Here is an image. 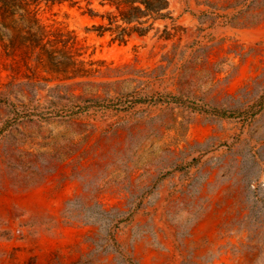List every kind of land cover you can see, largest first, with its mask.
Here are the masks:
<instances>
[{
  "label": "rangeland",
  "instance_id": "374dc122",
  "mask_svg": "<svg viewBox=\"0 0 264 264\" xmlns=\"http://www.w3.org/2000/svg\"><path fill=\"white\" fill-rule=\"evenodd\" d=\"M167 2L39 3L87 77L0 45V264H264V0Z\"/></svg>",
  "mask_w": 264,
  "mask_h": 264
},
{
  "label": "trees",
  "instance_id": "16d2710c",
  "mask_svg": "<svg viewBox=\"0 0 264 264\" xmlns=\"http://www.w3.org/2000/svg\"><path fill=\"white\" fill-rule=\"evenodd\" d=\"M62 2L71 0H0V45L7 53L21 52L34 65L48 72L58 81L87 77L92 70L79 54L71 51L61 38L45 30L36 17L35 7L41 2ZM113 11L99 15L105 25L95 26L96 30L114 34L113 39L123 42L131 33L143 35L150 25L143 26L146 18L162 17L167 10V0H98ZM90 16L97 14L86 8ZM18 17L21 26L18 28Z\"/></svg>",
  "mask_w": 264,
  "mask_h": 264
}]
</instances>
